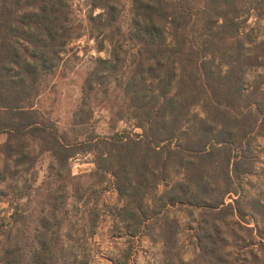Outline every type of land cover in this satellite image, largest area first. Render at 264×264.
I'll return each mask as SVG.
<instances>
[{
  "label": "trees",
  "instance_id": "1",
  "mask_svg": "<svg viewBox=\"0 0 264 264\" xmlns=\"http://www.w3.org/2000/svg\"><path fill=\"white\" fill-rule=\"evenodd\" d=\"M130 2L125 34L118 26L120 11L111 0H90L99 12L89 21L96 50L106 54L105 59L96 60L101 71L102 64L115 69L122 61L118 52L123 46L135 50L129 53L136 62H131V78L125 84L128 119L140 132L121 131L101 138L89 134L83 140L67 141L55 128L37 120L33 111L19 106L25 100L29 105L40 74L56 65L64 46L74 39L66 0H0V132L7 133V139L19 134L37 137L57 162L102 147L94 164L112 175L118 195L128 199L133 215L141 213L135 205L140 206L148 195L145 177L155 172L162 175L170 160L180 171L181 181L173 185L162 205L202 209L205 223L208 214L221 219L237 212L223 198L236 195L237 175L248 173L243 142H249L254 131H264V92L249 91L244 84L247 71L264 68V44H253L251 50L244 46L245 40L252 44L249 17L264 23V0ZM258 27L264 35V24ZM26 48L31 52L27 54ZM23 65L24 81L23 77L17 80L15 69ZM99 73L91 72L85 79L87 89ZM196 106L201 117L192 113ZM247 203L251 212L264 217L263 205L253 199ZM147 219L140 220L145 222L143 228L148 227ZM158 227L166 246L171 226L164 218ZM208 243L211 246L199 242V259L207 254L216 260L218 248ZM44 246L26 264H50L52 254ZM10 248L0 254V264H19L16 249Z\"/></svg>",
  "mask_w": 264,
  "mask_h": 264
},
{
  "label": "rangeland",
  "instance_id": "2",
  "mask_svg": "<svg viewBox=\"0 0 264 264\" xmlns=\"http://www.w3.org/2000/svg\"><path fill=\"white\" fill-rule=\"evenodd\" d=\"M66 1L74 39L64 46L56 65L40 74L29 105L25 100L19 106L33 111L37 120L67 141L83 140L89 134L101 138L121 131L139 133L128 119L125 84L131 78V62H136L129 53L135 50L123 46L118 52L122 61L115 69L102 64L101 71L96 60L106 54L96 50L89 21L99 10H93L90 0ZM111 4L120 11L118 26L125 34L131 2L111 0ZM246 23L252 44L245 40L244 46L251 50L253 44H264L261 27L257 28L263 21L249 17ZM24 67L15 69L17 80L23 77ZM97 70L99 77L87 89L85 79ZM25 78L29 82L28 74ZM244 84L249 91L264 92V68L247 71ZM192 113L202 116L199 106ZM250 137L241 148L247 153L248 173L237 175L233 183L237 194L223 198L237 212L221 219L208 214L206 224L202 209L162 205L181 181L174 160L167 162L162 175L145 177L148 195L140 206L135 205L141 210L138 216L128 199L118 195L112 175L94 164L102 147L57 162L37 137L19 134L7 139V133L0 132V254L12 247L9 250L16 249L18 263L26 264L45 245L52 254L50 264H264V217L251 212L247 203L253 199L264 206V131L256 130ZM143 216L148 218L147 228L140 221ZM164 218L171 226L166 246L158 227ZM199 242L206 247L214 242L216 260L207 254L199 259Z\"/></svg>",
  "mask_w": 264,
  "mask_h": 264
}]
</instances>
